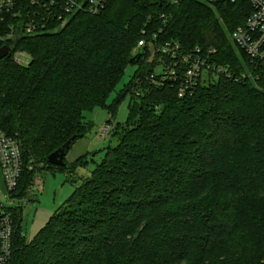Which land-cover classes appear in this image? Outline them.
<instances>
[{"label": "trees", "instance_id": "1", "mask_svg": "<svg viewBox=\"0 0 264 264\" xmlns=\"http://www.w3.org/2000/svg\"><path fill=\"white\" fill-rule=\"evenodd\" d=\"M75 1L65 24L52 14L35 34L18 31L0 59V129L18 139L23 160L16 196L45 168L75 178L65 156L66 167L47 157L90 130L84 113L108 111L114 144L31 240L21 207L10 209L5 264H264V63L230 38L249 2L106 0L91 13L89 0ZM142 30L147 44L133 52ZM169 40L182 53L216 49L212 61L232 76L209 73L178 97L175 83L150 79L161 64L150 43ZM128 65L135 70L116 90ZM125 96L127 119L114 123Z\"/></svg>", "mask_w": 264, "mask_h": 264}, {"label": "built area", "instance_id": "2", "mask_svg": "<svg viewBox=\"0 0 264 264\" xmlns=\"http://www.w3.org/2000/svg\"><path fill=\"white\" fill-rule=\"evenodd\" d=\"M183 0H170L176 4ZM210 7L222 0H200ZM233 1V0H232ZM250 4V13L242 25L237 26L230 34V38L235 47L243 51L251 59L259 60L264 63V0H247ZM106 0H89L88 11L97 13L104 6ZM38 5L40 7L42 20H38L39 10L30 7ZM57 12H52L51 7L57 8ZM80 4L75 0H0V23H5V31L0 30V46L8 45L10 51L12 45L8 42L14 39L21 31L23 34L33 35L38 30L45 27V22L52 14L60 21L61 25L66 23L67 13L80 8ZM144 30L141 31L142 37L137 41L134 51L141 50L147 40L144 37ZM153 35L152 39H155ZM156 53L160 56L161 64L157 66L150 79L159 84L166 80L175 83L177 86L178 97L192 95L196 90L200 80L207 74L216 79L220 76L232 74L227 67L212 61V55L216 49H202L194 47L191 51L182 53L178 41L169 40L163 43L151 42ZM19 52L13 54V59L19 64L27 65L28 59L19 57ZM167 58H170L169 62ZM154 75L159 79L155 80ZM245 77L243 73L238 76ZM112 126L107 124L102 128V134L109 133ZM31 169L32 166H29ZM0 172L3 176L8 196L18 198L16 192L23 172V160L21 156L20 143L15 136L6 134L0 129ZM41 176L35 174L29 189L41 190ZM11 208L0 205V264H5L10 257L12 247V217Z\"/></svg>", "mask_w": 264, "mask_h": 264}, {"label": "rangeland", "instance_id": "3", "mask_svg": "<svg viewBox=\"0 0 264 264\" xmlns=\"http://www.w3.org/2000/svg\"><path fill=\"white\" fill-rule=\"evenodd\" d=\"M18 56L25 59L29 58L24 52H19ZM134 70V65L126 67L116 90H119L130 79ZM114 95L115 92H112L106 102L110 103ZM128 101L129 96H125L119 104L116 115L113 117L114 123H122L127 119ZM84 114L85 118L91 121L92 127L84 136L72 141L65 155V161L74 166L72 174L76 179L68 178V173L65 171L56 168H45L40 171L41 190L29 189L25 195L11 198L8 196V191L0 172V205L2 204L6 208L21 207V231L28 241L72 195L74 188L80 184L81 179L90 175L95 163L102 159L105 149L109 145L114 144L110 132L102 134V128L109 124L107 121L110 118L108 111L105 108H95L92 112ZM84 156L87 162L79 163V159ZM40 172L38 171V173Z\"/></svg>", "mask_w": 264, "mask_h": 264}, {"label": "water", "instance_id": "4", "mask_svg": "<svg viewBox=\"0 0 264 264\" xmlns=\"http://www.w3.org/2000/svg\"><path fill=\"white\" fill-rule=\"evenodd\" d=\"M9 52L10 47L8 45L0 46V59L8 55ZM73 139L74 137H71V139L67 140L61 147L51 152L47 157V161L56 166L66 167L67 164L64 161V156L66 155L68 147Z\"/></svg>", "mask_w": 264, "mask_h": 264}, {"label": "crops", "instance_id": "5", "mask_svg": "<svg viewBox=\"0 0 264 264\" xmlns=\"http://www.w3.org/2000/svg\"><path fill=\"white\" fill-rule=\"evenodd\" d=\"M41 173H39V175H40Z\"/></svg>", "mask_w": 264, "mask_h": 264}]
</instances>
